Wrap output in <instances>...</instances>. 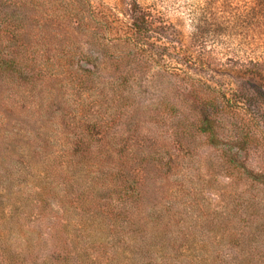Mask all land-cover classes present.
I'll use <instances>...</instances> for the list:
<instances>
[{"label":"rangeland","instance_id":"rangeland-1","mask_svg":"<svg viewBox=\"0 0 264 264\" xmlns=\"http://www.w3.org/2000/svg\"><path fill=\"white\" fill-rule=\"evenodd\" d=\"M206 1L0 0V59L33 74L0 75V264L14 253L18 264H264V49L238 5ZM137 7L151 21L145 38L165 48L138 67ZM206 86L237 105L214 146L195 127ZM122 167L139 185L137 245H108L86 203L92 179ZM43 183L55 189L50 210L20 219L10 199ZM54 222L61 240L47 242Z\"/></svg>","mask_w":264,"mask_h":264},{"label":"trees","instance_id":"trees-1","mask_svg":"<svg viewBox=\"0 0 264 264\" xmlns=\"http://www.w3.org/2000/svg\"><path fill=\"white\" fill-rule=\"evenodd\" d=\"M213 0H207L206 3L209 6L210 2ZM238 5L235 8L230 9V11L237 10L240 11L237 16V21H240L242 24L248 27V31L250 33V39L252 41V45L254 43L256 46H262L264 49V0H222V5L225 7H231L232 4ZM137 3L134 4L136 7ZM138 12V15L133 17V33L129 39L131 52L133 55V64L138 67L140 63L144 61L148 62L149 60H153L156 58L165 48L160 47V45H155L149 43L147 37V29L150 24V19L144 13L138 11V7L135 8ZM231 13V12H230ZM148 26V27H147ZM199 32H196V34ZM203 37H196L195 43L197 47L202 45ZM146 42V43H145ZM260 42V43H259ZM161 59L163 57H160ZM24 61V60H23ZM188 64L187 67L191 68L192 62H186ZM251 64L253 67L261 68L263 63L260 61H252ZM81 65H88L87 61L81 62ZM6 66H10V79H20L31 82V78L33 76L32 71L30 73H23L24 69L27 68L23 62L17 57L10 55V60L0 59V75L7 73L5 69ZM27 69H30L29 67ZM253 70V69H252ZM86 71V70H85ZM254 71V70H253ZM255 72V71H254ZM88 73V71L86 72ZM205 94H201L199 98L200 105L195 107V112L198 113L197 119L195 120L197 133L204 135L206 137V141L214 146L219 143V117L227 110L230 112L236 111L237 105L233 103L232 105H223L221 103L220 95L216 93L215 89H212L208 86L205 88ZM191 92H189L190 94ZM196 95V94H195ZM191 97V96H189ZM192 98V97H191ZM197 99L193 98L192 102H196ZM189 102V101H188ZM198 102V101H197ZM175 108V105H173ZM74 154V153H73ZM228 157V161L230 163L236 162V155L234 153L226 154ZM33 160V156H30V161ZM18 165V163H17ZM16 165H11L10 167V178L14 181L19 179L21 176V170ZM57 171H53L55 174ZM109 178L107 180L106 177L100 182L99 180H93L90 183L88 189V199L86 203H88V207L90 210H94V213H90L91 216L95 215V218H102L105 221L107 232L109 234V238L107 241L108 245H117V240L121 238V242L118 245H128L129 242L131 245H137V237L135 236V228L136 221H130L129 215L130 211L133 210L135 204L133 203L135 200V196L139 191L138 181L136 180L133 171L127 168H121L119 171L113 172L109 171ZM136 174V173H135ZM56 175V174H55ZM96 179V178H94ZM53 192L55 189L53 186L50 187V183H43L41 187L35 189V192L30 199H25L23 203H19V199L12 197L10 200L14 203V210L17 211V214L21 211L22 217L29 216L30 213L35 212L40 217L41 212H47L50 210L49 200L51 196H53ZM107 192V199L104 201L102 199V194ZM102 199V201H101ZM27 202V204L25 203ZM85 203V204H86ZM102 205V207L100 206ZM26 211H23L24 209ZM104 209V210H103ZM34 213V214H35ZM12 217V216H11ZM119 225V227H117ZM58 226L55 225V222L51 225H48V229L50 233H48L47 242L50 241H58L60 239V230H57ZM28 234V233H27ZM40 236V235H39ZM42 239V240H41ZM22 240L28 241V238H23ZM46 241V238L39 237V242ZM27 243V242H26ZM35 245L34 243H32ZM14 253V256L10 257V264H18L17 257ZM19 254V253H17ZM61 255V253H59ZM112 263H115L113 261Z\"/></svg>","mask_w":264,"mask_h":264}]
</instances>
